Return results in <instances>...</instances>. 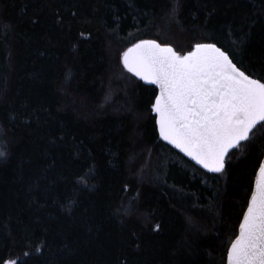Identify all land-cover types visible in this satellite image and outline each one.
I'll return each instance as SVG.
<instances>
[{
	"label": "trees",
	"instance_id": "obj_1",
	"mask_svg": "<svg viewBox=\"0 0 264 264\" xmlns=\"http://www.w3.org/2000/svg\"><path fill=\"white\" fill-rule=\"evenodd\" d=\"M144 39L215 43L264 82V0H0V264H225L264 122L196 167L121 62Z\"/></svg>",
	"mask_w": 264,
	"mask_h": 264
},
{
	"label": "snow or ice",
	"instance_id": "obj_2",
	"mask_svg": "<svg viewBox=\"0 0 264 264\" xmlns=\"http://www.w3.org/2000/svg\"><path fill=\"white\" fill-rule=\"evenodd\" d=\"M123 64L159 86L152 109L160 136L206 169L222 171L229 149L264 122V82L247 75L215 43H197L181 54L171 45L140 40L123 53ZM227 264H264V161Z\"/></svg>",
	"mask_w": 264,
	"mask_h": 264
},
{
	"label": "water",
	"instance_id": "obj_3",
	"mask_svg": "<svg viewBox=\"0 0 264 264\" xmlns=\"http://www.w3.org/2000/svg\"><path fill=\"white\" fill-rule=\"evenodd\" d=\"M144 40H150V39H144ZM137 43V42H136ZM135 44V43H134ZM133 45V44H132ZM132 45H130L129 47H131ZM128 47V48H129ZM219 47V46H218ZM128 48H126L125 50H124V52L128 49ZM193 49V48H192ZM191 49V50H192ZM222 49V48H221ZM191 50H189V51H191ZM223 50V49H222ZM123 52V53H124ZM188 52V51H187ZM123 53H122V55H121V62H122V64H123ZM186 53V52H185ZM181 54H184V53H181ZM234 63V62H233ZM123 66H124V64H123ZM125 67V66H124ZM125 69L127 70V71H129L126 67H125ZM130 72V71H129ZM132 75H134L136 78H138L141 82H143L144 84H146V85H152V86H154L155 88H156V94H155V96H154V99H153V102H152V105L155 103V97L159 94V86L158 85H156V84H154V83H152L151 81H146V80H144V79H142L141 77H138V76H136L135 75V73H133V72H130ZM253 78V77H252ZM255 79V78H254ZM152 105H151V111H152V114L154 115V117H155V125H156V130H157V133H158V136H159V138H160V140H162L164 143H166V144H168L169 146H171L173 149H175L176 151H178L183 157H185L187 160H189L191 163H193L196 167H198L199 169H201V170H203V171H205V172H212V173H218V172H215V171H211V170H209V169H206V168H204L203 167V165H201V164H199L196 160H194L192 157H190V156H188L185 152H183V151H181V149H179V148H177L174 144H172L170 141H167V140H164V138L162 137V136H160V133H159V126H158V124H157V114L153 111V109H152ZM259 123H261V122H258L257 123V125L259 124ZM254 129V128H253ZM243 141H245V140H242V141H240L239 142V144L241 143V142H243ZM237 147V145L236 146H234L233 148H230L229 149V151H228V153L231 151V150H233L234 148H236ZM228 155V154H227ZM227 155H226V157H227ZM226 159V158H225ZM262 161H264V154H263V156H262V158H261V161H260V163L262 162ZM260 163H259V165H260ZM258 169H259V166H258V168L256 169V171H255V175H254V179H253V183H252V189H251V192H250V195H249V198H248V202H249V199H250V196H251V193H252V191L254 190V187H255V180H256V176H257V173H258ZM248 202H247V205H248ZM247 205H246V208H245V210H244V212L246 211V209H247ZM244 212H243V215H244ZM243 215H242V217H241V220H242V218H243ZM241 220H240V222H241ZM240 224V223H239ZM237 235H239V226H238V230H237V234H236V236ZM236 236L233 238V240L236 238ZM232 240V241H233ZM231 241V242H232ZM230 245H231V243H230ZM230 245H229V247H230ZM228 247V248H229ZM225 264H227V255H226V262H225Z\"/></svg>",
	"mask_w": 264,
	"mask_h": 264
},
{
	"label": "rangeland",
	"instance_id": "obj_4",
	"mask_svg": "<svg viewBox=\"0 0 264 264\" xmlns=\"http://www.w3.org/2000/svg\"><path fill=\"white\" fill-rule=\"evenodd\" d=\"M0 150H1V147H0Z\"/></svg>",
	"mask_w": 264,
	"mask_h": 264
}]
</instances>
